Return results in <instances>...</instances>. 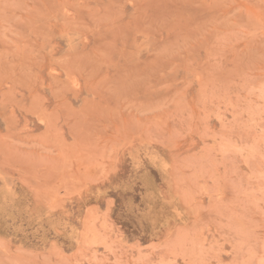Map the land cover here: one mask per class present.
<instances>
[{"label":"rangeland","instance_id":"rangeland-1","mask_svg":"<svg viewBox=\"0 0 264 264\" xmlns=\"http://www.w3.org/2000/svg\"><path fill=\"white\" fill-rule=\"evenodd\" d=\"M0 264H264V0H0Z\"/></svg>","mask_w":264,"mask_h":264}]
</instances>
